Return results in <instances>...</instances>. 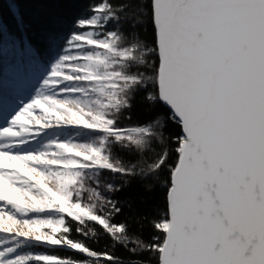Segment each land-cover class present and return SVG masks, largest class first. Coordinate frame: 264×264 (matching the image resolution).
<instances>
[{
	"label": "snow or ice",
	"instance_id": "1",
	"mask_svg": "<svg viewBox=\"0 0 264 264\" xmlns=\"http://www.w3.org/2000/svg\"><path fill=\"white\" fill-rule=\"evenodd\" d=\"M90 10L75 21L89 30L63 37L54 20L0 61V264H264V0ZM137 96L167 113L125 124ZM165 171L163 208L125 216L115 193Z\"/></svg>",
	"mask_w": 264,
	"mask_h": 264
},
{
	"label": "trees",
	"instance_id": "2",
	"mask_svg": "<svg viewBox=\"0 0 264 264\" xmlns=\"http://www.w3.org/2000/svg\"><path fill=\"white\" fill-rule=\"evenodd\" d=\"M102 2L103 0H0V61H6L8 57L7 46L10 43H19L20 51L25 52V33L32 43H36L40 38L42 29L51 27L54 20L60 22L58 31L63 37H67L71 32H85L86 29L75 26V21L78 18H87L92 15L90 10L91 6ZM111 2L119 3L120 0H111ZM17 5L19 6V10L23 12L25 21L31 25L30 28L24 31L17 26L13 16V13L17 10ZM141 35L149 47L154 46L155 32L150 21H145ZM63 43L64 41L62 39L60 42L61 47ZM25 55L27 54L25 53ZM0 69L5 70V83L2 92H6L10 88L7 76V63L0 64ZM167 111L162 106L150 110L147 103L140 96H137L133 100V106L130 110L131 121L129 123L135 126L138 123L151 119L154 115L163 116ZM177 130L176 126L171 122L166 126V133L169 135H174ZM167 176L168 173L165 171L161 175L160 182L146 181L154 183L152 191H146L140 180L133 179L122 191L115 193L121 202L126 201L127 204L131 205V208L127 205L124 207V215L146 214L151 218L154 210L162 209L165 204ZM119 182L117 181V183ZM119 219H123V217ZM137 230L142 231L146 241L150 240L155 234L147 222H144L143 229ZM107 243V238H101L98 241L92 242L91 246L97 251H101L104 250V246ZM107 250L112 252L114 256L125 260L128 257V253L123 249L114 250L109 248ZM33 251L46 252L50 250L37 248L33 249ZM56 254L61 256L73 255V253L63 249H58ZM78 258H83V256Z\"/></svg>",
	"mask_w": 264,
	"mask_h": 264
},
{
	"label": "rangeland",
	"instance_id": "3",
	"mask_svg": "<svg viewBox=\"0 0 264 264\" xmlns=\"http://www.w3.org/2000/svg\"><path fill=\"white\" fill-rule=\"evenodd\" d=\"M85 29H86V31L89 30L88 28H85ZM87 47H92V46H87ZM66 71H70V69H66ZM2 93H3L5 99L11 98V96H12V88H11V86H10L9 90H7L6 92H2ZM5 103H7V100H5ZM40 114H41L40 110L37 109L36 112H35V115L39 116ZM125 124H128L129 126H132V125H130L129 121H125ZM0 235H5V234L0 233Z\"/></svg>",
	"mask_w": 264,
	"mask_h": 264
}]
</instances>
